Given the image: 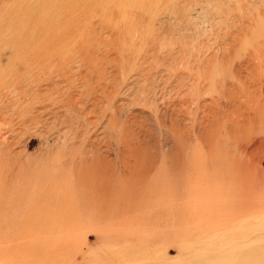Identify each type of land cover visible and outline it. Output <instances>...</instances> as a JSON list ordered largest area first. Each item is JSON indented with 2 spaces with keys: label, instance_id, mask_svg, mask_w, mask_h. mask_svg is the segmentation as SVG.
<instances>
[{
  "label": "rangeland",
  "instance_id": "obj_1",
  "mask_svg": "<svg viewBox=\"0 0 264 264\" xmlns=\"http://www.w3.org/2000/svg\"><path fill=\"white\" fill-rule=\"evenodd\" d=\"M261 1L57 6L64 26L15 41L24 5L0 0V264H264ZM63 146L128 150L134 209L44 212L55 184L36 178Z\"/></svg>",
  "mask_w": 264,
  "mask_h": 264
},
{
  "label": "bare ground",
  "instance_id": "obj_2",
  "mask_svg": "<svg viewBox=\"0 0 264 264\" xmlns=\"http://www.w3.org/2000/svg\"><path fill=\"white\" fill-rule=\"evenodd\" d=\"M7 1L15 2V3L20 2V5H24V8L20 12L15 13V14L21 13V14H23V16L20 18H13L11 20L12 22L7 24V26L11 27L13 30L15 41L16 40L18 41L19 36H22L23 34H27V33H28L27 39H30V40L40 39L41 40L43 37H45L46 34L44 33V31L46 30V28L48 26L55 27L54 24L57 22H59L58 25L64 26V22L60 19V16L58 14H57V16H54V15L51 16V13L55 10L54 9L55 7H57V6L69 7L70 10H73V8L82 4V6L79 9H81L83 11L85 9V7H88L89 3L92 2L95 4H99L100 0H32V1L30 0L32 2V5H30L31 3L28 4V2H27L28 0H7ZM101 2H102V0H101ZM21 3H25V4H21ZM70 10H68V11H70ZM27 13H29V15ZM10 14H12V15L14 14L12 9H10ZM55 19H58L59 21H57ZM29 28H31V30ZM32 42L33 41H30V43H32ZM47 43L48 42H45V45ZM20 44H21V41L17 45L18 48H20ZM11 47H12V45H11ZM17 90H18V88H17ZM21 93L25 96H27L29 94L27 89L25 91L24 90L21 91ZM44 156L46 157V155H44ZM51 157H52L51 159H54V160L47 159V163L45 164L46 166L41 168V171H40V174L43 172L42 175L40 177L36 178V181H38L40 179V183L42 185H44V184H46V185L47 184L48 185L55 184V187H53V189L50 191V193H46L44 195H40L39 193H37L39 195H36V197L38 199L43 197V198L51 199L54 201V203L52 204L54 206V208H51L52 205L49 204L45 208L44 212L48 213L52 210L53 211L56 210V211H60L59 213L63 214L62 211L63 210L65 211V209L68 208L69 203L71 201H75L77 208H81L84 210H91L94 208V210L97 212L99 211L100 214L105 213L107 211H111V212L114 211L115 212L118 210L122 211L124 209L129 210L130 208L134 209L133 207H134L135 203H137V201L134 202V200H132L133 198H135V197H133L134 195L132 196L133 197L132 199L129 197L131 199V201H130V199L125 201L124 200L125 192L123 193V191H126L127 189L128 190L132 189L133 186L131 187V185L135 182L134 181L132 183L129 179V175L133 174V172H132L133 170L130 171L131 169L128 166V163L130 162V159H131L130 155L128 154V150L125 149V151H123V153H120L118 155H111L109 153V149L106 152H101L100 150H97V149L93 150L90 148H78V149L74 150L71 154H68L67 147L63 146L60 150L55 151ZM191 160H192V158H191ZM51 161H53V162H51ZM37 162H38V160H37ZM117 162H119L122 165L121 169L120 168L118 170L115 169V164ZM192 163H193V161H192ZM229 163H231V162H229ZM65 164H66V166H64ZM233 164H234V162H233ZM225 166H226V164H225ZM242 167H243V165H242ZM181 168H183V167L181 166ZM189 168H191V167H189ZM203 168H204V166H203ZM154 169H153V171H154ZM171 169H173V168H171ZM171 169H170V171H171ZM140 170H141V168H140ZM148 170H149V168H148ZM181 170H183V169H181ZM164 171H165V166H162L159 168V170L155 171L156 175H154L153 176L154 178L150 180L148 188L145 187L146 189H143V193H144L145 197L149 194V192L151 190L155 192L156 190H158V188H160L163 185L164 181H163L161 175L163 173H165ZM147 173H149V172H147ZM190 173H191V171H190ZM231 175H233V173ZM191 176H192V174H191ZM226 176H228V175H226ZM184 177H185V175H184ZM204 178H206V177H204ZM229 178H231V177H229ZM134 179H137V178H134ZM138 181H139V177H138ZM140 181H141V179H140ZM241 181H243V180H241ZM145 183H147V180ZM240 184H242V183H240ZM142 185L143 184H141V186ZM231 185L232 184H229V186H231ZM34 186H36V183ZM134 186H135V184H134ZM27 187H28V185L25 186L24 188L27 189ZM128 187H130V188H128ZM140 187L137 186V188H140ZM201 189H203V188H201ZM132 192H133V190H132ZM137 193L138 192H136L135 194H137ZM150 196H151V194H150ZM239 196H241V195H239ZM141 198H143V197H141ZM30 201L32 204L34 203L33 200H30ZM156 204H157V202H156ZM41 210L42 209H40V211ZM129 211H131V210H129ZM150 211H152V210H150ZM163 212H162V214H164ZM68 214H67V217H69ZM79 214H80V211H79ZM170 215H172V214H170ZM75 216H76V214H75ZM64 221L61 218L59 221H54V224L56 226L61 227L64 225ZM65 224H67V223H65Z\"/></svg>",
  "mask_w": 264,
  "mask_h": 264
}]
</instances>
